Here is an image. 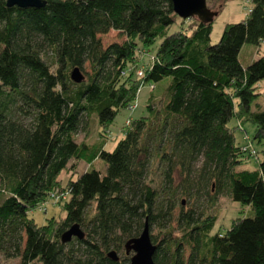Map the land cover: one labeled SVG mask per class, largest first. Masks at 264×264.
<instances>
[{
    "label": "trees",
    "instance_id": "1",
    "mask_svg": "<svg viewBox=\"0 0 264 264\" xmlns=\"http://www.w3.org/2000/svg\"><path fill=\"white\" fill-rule=\"evenodd\" d=\"M43 1L20 8L0 0V255L20 264H128L125 243L147 223L154 264H264V110L252 107L264 96V53L241 60L246 44L264 47V0H252L213 45L214 19H182L170 0ZM111 30L125 39L104 47ZM157 43L138 75L139 53ZM164 79V97L151 98L150 114L132 119L113 150L105 140L77 141L92 119L106 137L141 86ZM232 120L254 127L255 170L237 169L249 155ZM86 157L104 168L74 179ZM60 188L64 216L36 224L29 213ZM223 194L252 216L213 232L217 213L197 203L206 197L212 207ZM75 224L85 237L63 243Z\"/></svg>",
    "mask_w": 264,
    "mask_h": 264
},
{
    "label": "rangeland",
    "instance_id": "2",
    "mask_svg": "<svg viewBox=\"0 0 264 264\" xmlns=\"http://www.w3.org/2000/svg\"><path fill=\"white\" fill-rule=\"evenodd\" d=\"M207 7L217 13V16L214 17L213 29L210 35V43L216 44L223 33L224 26L228 23H238L241 20L245 19L247 15L251 12L252 0H228L226 3L224 2H216L214 0H206ZM191 19V18H189ZM188 20V19H186ZM177 26H174L171 31L177 29ZM124 37L119 35V32L111 30L108 34L103 35L101 37L102 44L104 47L112 44V43H122L124 41ZM159 43V42H158ZM158 43L151 47L150 49H143L139 53L140 64L141 66L138 69V75H142L145 68L148 64H151L155 59V52ZM259 52V54H258ZM264 53V47L261 50L257 51V47L246 44L243 48L241 60L244 65H247L252 60L257 59L261 54ZM170 83V79H164L159 83H151L141 86L134 102L130 104L125 110H123L116 118L114 124L110 127V130L104 132L102 130V134L106 137L100 136L96 122L92 120L89 121V125L81 131L77 136L78 142H85L87 144L94 145L98 143L100 140H105V148L109 151L113 150L117 141L124 135L127 126H130L132 119L137 118L141 115H148L147 106L152 100H158L159 98L164 97V92L166 87ZM155 85V86H154ZM264 91V80L259 83L258 92L261 93ZM152 98V100H151ZM159 101V100H158ZM259 105L264 110V96L260 94L254 104L253 109H256V106ZM240 126L235 131L236 142L238 145L246 146L248 148L247 155L249 158L243 160V162L238 166L237 169H247V170H255L259 165V157L257 154V150L260 149V146L257 145L254 141H252V136L254 132V127L246 123L245 125H240L236 120H232L229 124L231 128ZM99 140V141H98ZM245 147V148H246ZM251 155V156H250ZM73 161L69 163V166L72 165ZM76 163V162H75ZM91 167L102 170L104 168L101 160H88V158H84L81 161L75 164V174L74 179L78 177V175L82 174L86 170ZM71 172L69 169L66 172H63L60 175V183L62 186L65 185L67 179ZM68 198L67 193L60 188L55 189V191L51 192L50 195L47 196L46 200L41 202L37 208L29 213V216L35 221L38 225H44L47 223V219L56 218L60 220L61 217L64 216L63 212V201ZM206 211V213H217V223L213 232H226L233 219L238 217L246 218L252 216V211H250L249 207L242 206L240 203L232 202L228 195H222L217 199V202L209 206V200L206 197H202L197 203V206ZM154 230H151V233ZM175 235H178L176 233ZM122 256V254H119ZM131 257V256H130ZM0 264H20V260L17 258H5L0 255ZM35 264V263H32ZM39 264V263H38ZM40 264H53L51 262H43Z\"/></svg>",
    "mask_w": 264,
    "mask_h": 264
},
{
    "label": "water",
    "instance_id": "3",
    "mask_svg": "<svg viewBox=\"0 0 264 264\" xmlns=\"http://www.w3.org/2000/svg\"><path fill=\"white\" fill-rule=\"evenodd\" d=\"M174 12L182 19L198 18L202 22L212 21L216 13L207 7L206 0H170ZM45 5L43 0H7V6H18L20 8L35 7L40 8ZM71 79L75 83H81L85 80L84 74L79 68H74L71 72ZM85 233L79 225L75 224L65 231L61 240L63 243L70 242L73 238L83 239ZM126 254L132 253L129 264H154L153 257L157 246L151 240L149 226L146 223L139 237L128 240L125 243ZM109 258L118 261L115 251L108 253Z\"/></svg>",
    "mask_w": 264,
    "mask_h": 264
},
{
    "label": "flooded vegetation",
    "instance_id": "4",
    "mask_svg": "<svg viewBox=\"0 0 264 264\" xmlns=\"http://www.w3.org/2000/svg\"><path fill=\"white\" fill-rule=\"evenodd\" d=\"M126 253V252H125ZM126 255H129V256H132V253H130V254H126ZM118 256V255H117ZM118 258H119V256H118ZM131 258V257H130ZM118 261H119V259H118ZM129 263H130V261H129ZM128 263V264H129Z\"/></svg>",
    "mask_w": 264,
    "mask_h": 264
},
{
    "label": "bare ground",
    "instance_id": "5",
    "mask_svg": "<svg viewBox=\"0 0 264 264\" xmlns=\"http://www.w3.org/2000/svg\"><path fill=\"white\" fill-rule=\"evenodd\" d=\"M124 250H125V248H124ZM126 252V251H125Z\"/></svg>",
    "mask_w": 264,
    "mask_h": 264
}]
</instances>
